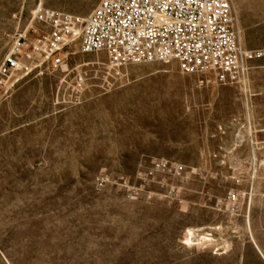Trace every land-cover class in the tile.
Segmentation results:
<instances>
[{"label": "rangeland", "instance_id": "374dc122", "mask_svg": "<svg viewBox=\"0 0 264 264\" xmlns=\"http://www.w3.org/2000/svg\"><path fill=\"white\" fill-rule=\"evenodd\" d=\"M98 2L0 0V63L39 4ZM231 2L244 48H264V0ZM67 51L0 97V264H264V57L222 84Z\"/></svg>", "mask_w": 264, "mask_h": 264}, {"label": "built area", "instance_id": "2783aa9c", "mask_svg": "<svg viewBox=\"0 0 264 264\" xmlns=\"http://www.w3.org/2000/svg\"><path fill=\"white\" fill-rule=\"evenodd\" d=\"M33 19L35 36L20 33L0 63V97L21 69L67 66L78 38L81 51L104 50L117 67L176 60L183 72L211 71L222 84L238 82L248 61L264 57V48L242 45L231 0H99L87 16L39 4Z\"/></svg>", "mask_w": 264, "mask_h": 264}, {"label": "bare ground", "instance_id": "6f19581e", "mask_svg": "<svg viewBox=\"0 0 264 264\" xmlns=\"http://www.w3.org/2000/svg\"><path fill=\"white\" fill-rule=\"evenodd\" d=\"M254 158V157H253ZM201 230V229H200ZM199 230V231H200ZM211 233L205 231V230H202L201 232H199L198 234H196L193 230L190 231V239L191 240H199V239H203V238H206V239H210V235ZM204 240V239H203Z\"/></svg>", "mask_w": 264, "mask_h": 264}, {"label": "crops", "instance_id": "0c3cea01", "mask_svg": "<svg viewBox=\"0 0 264 264\" xmlns=\"http://www.w3.org/2000/svg\"><path fill=\"white\" fill-rule=\"evenodd\" d=\"M254 154H255V152H254Z\"/></svg>", "mask_w": 264, "mask_h": 264}]
</instances>
